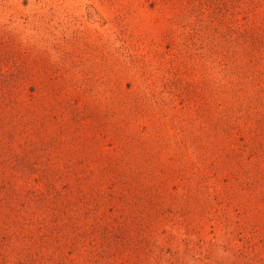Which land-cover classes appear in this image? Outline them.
Here are the masks:
<instances>
[{
  "label": "rangeland",
  "instance_id": "obj_1",
  "mask_svg": "<svg viewBox=\"0 0 264 264\" xmlns=\"http://www.w3.org/2000/svg\"><path fill=\"white\" fill-rule=\"evenodd\" d=\"M0 264H264V0H0Z\"/></svg>",
  "mask_w": 264,
  "mask_h": 264
}]
</instances>
